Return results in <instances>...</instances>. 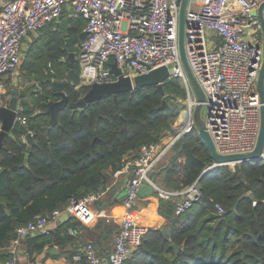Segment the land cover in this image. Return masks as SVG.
Segmentation results:
<instances>
[{"label":"trees","instance_id":"obj_1","mask_svg":"<svg viewBox=\"0 0 264 264\" xmlns=\"http://www.w3.org/2000/svg\"><path fill=\"white\" fill-rule=\"evenodd\" d=\"M84 24L81 18L64 20L61 16L43 27L20 64L21 75L40 84L41 90H35L29 102L21 98L26 127L34 138L27 163L21 139L6 137L5 148H0L1 262L11 260L9 247L17 228L38 215L49 218L71 199L105 191L126 157L144 144L157 142L182 108L184 87L172 79L163 83L164 95L150 85L119 93L116 100L107 95L81 111L67 106L46 134L47 103L60 99V92L68 102H77L89 90L80 81L77 59ZM71 52L75 55L73 78L58 83L55 80L69 74L63 58ZM164 100V108L159 109ZM170 153L153 171L154 180L172 190L197 182L201 198L181 214H175V199L159 200L158 212L165 223L149 228L124 264H264V162L208 169L213 160L196 128ZM215 204L222 205L221 215ZM163 228L170 229L168 236ZM49 236L30 238L29 251H40Z\"/></svg>","mask_w":264,"mask_h":264},{"label":"built area","instance_id":"obj_2","mask_svg":"<svg viewBox=\"0 0 264 264\" xmlns=\"http://www.w3.org/2000/svg\"><path fill=\"white\" fill-rule=\"evenodd\" d=\"M263 2L187 1L185 55L204 93L206 129L219 154L251 152L257 141L262 105L257 78L263 46L259 18L252 15V11ZM180 3L181 0H5L0 5V95L4 93L2 77L13 74L20 65L25 40L48 24L59 21L66 8L72 19L81 18L85 22V35L77 53L82 84L91 86L111 81L110 64L115 62L122 74L131 79L165 66L169 69L165 82L178 79L185 90L182 108L171 127L157 142L144 144L137 152L129 154L114 174V177L124 174L127 178L121 225L109 258L102 260L93 242L87 241L79 253L73 254L74 263L124 264L148 229L157 228L140 224L134 214L138 189L142 185L151 186L153 195L159 200L175 199V214L183 213L201 198L197 182L182 190H172L161 187L152 176L173 146L195 129L193 110L197 101L184 72L178 46ZM262 14L264 18V8ZM124 69L131 72L125 74ZM262 82L264 85V71ZM34 88L41 90L37 82ZM23 112L21 98H18L15 119L26 125ZM257 160L264 162V143ZM215 166L219 165L213 162L208 169ZM101 194L71 199L63 211L81 221L88 220L91 217L88 206ZM215 210L218 215L224 211L220 204H215ZM60 212L53 211L49 218ZM49 218L36 216L16 229L17 236L37 231L50 234ZM68 233L76 235L71 228ZM17 241L15 238L14 242ZM0 264H14V260L0 261Z\"/></svg>","mask_w":264,"mask_h":264},{"label":"crops","instance_id":"obj_3","mask_svg":"<svg viewBox=\"0 0 264 264\" xmlns=\"http://www.w3.org/2000/svg\"><path fill=\"white\" fill-rule=\"evenodd\" d=\"M3 1L5 0H0V5ZM62 18L64 20L72 19L69 8L64 10ZM37 34L38 32L32 34L25 40L27 42L30 39L28 45L37 37ZM24 55L25 52H23V57ZM16 75L17 73L2 77L4 93L0 95V108L8 105L11 98V91L13 90H17L19 94H24L23 97L28 102L30 101L26 97V94L32 89L35 90L34 82L27 80L19 74L16 78ZM7 89L10 90L9 93H7ZM8 132L13 133L16 138L21 139L25 143L24 139L12 131L11 128L8 129ZM167 155L160 163L163 162L164 164L167 161ZM154 170H156V167ZM126 178L127 175L124 174L114 177L113 183L102 192L97 200L88 206L91 214L88 220L84 218L81 221L72 215L66 214L63 209L59 214L49 218L47 227L50 231V234H48V236L50 235V240L40 251H29V239L44 233L36 235L35 232H32L34 234L31 235L30 232L26 236L23 234L17 236L16 234L15 238H18V241L14 242V238L9 247V253L12 256L11 260H14V264H37L38 262L42 264H81V262L74 263L72 256L75 253H79L87 241L93 242L96 253L102 260H107L113 248L115 234L121 225L122 201L125 195ZM158 209L159 199L152 194L145 198L138 197L134 206V214L136 215L137 221L142 225L147 227H161L165 223V218L159 214ZM70 228L76 232L75 236L68 233V229Z\"/></svg>","mask_w":264,"mask_h":264},{"label":"water","instance_id":"obj_4","mask_svg":"<svg viewBox=\"0 0 264 264\" xmlns=\"http://www.w3.org/2000/svg\"><path fill=\"white\" fill-rule=\"evenodd\" d=\"M188 0H181L180 9H179V31H178V46L181 63L190 84L193 95L197 101V104L193 110V121L197 133L199 134L202 142L210 152L211 159L214 163L218 165H226L232 163H239L244 161H253L257 160L263 143H264V85L262 82V75L264 71V18L262 10L264 8V2L260 4L257 10L252 11V15H257L260 22V27L262 31V46H263V60L259 70L257 78V87L260 94V101L262 105L260 106V127L257 136V141L254 149L248 153H238V154H219L214 146L212 138L209 132L206 129L205 120L202 117L203 102L205 100L204 93L202 92L196 78L194 77L185 55L184 48V25H185V12ZM85 33H81L83 37ZM69 66V74L67 78L63 80H55L58 83L66 84L70 82L74 75L73 62H74V53H69V55L63 59ZM171 71V69H170ZM110 72L113 76V79L108 82L103 83H93L87 93L81 97L77 102H68L67 96L64 92H60V99L56 101H50L47 103L45 114L49 116V124L44 126L46 134L50 126L56 124L57 114L59 111L63 110L65 107L78 108L80 111L89 103H92L96 106L97 101L107 95H111L115 100L117 99V94L123 92H132L136 87L150 86L155 85L164 95L162 90V85L168 77L169 69L165 66H161L154 70H151L146 74L134 75L131 79L130 76L122 74L121 69L116 65L115 62L110 64ZM48 81H53L52 78L48 77ZM35 90H30L26 97L30 99L32 93ZM24 94H19L17 90L11 91V98L7 106L0 108V122L2 124L0 128V148H5L3 145V140L7 137L13 140H16V136L13 133L8 132V129L11 128L12 131L16 132L20 137H22L26 143V152L24 155V163H27L28 155L34 145L33 134L28 130L26 125L21 124L17 119H15V107L18 98H22ZM165 106V100L162 102V105L159 109H163ZM3 169L0 168V175ZM205 172V171H204ZM153 194V188L149 185H142L138 189V196L140 198H145ZM30 232H25L23 235L26 236ZM162 233L165 235L170 234V229L163 228ZM34 233L31 232V235ZM36 235H40V232H35ZM175 251L178 250L176 245L172 246Z\"/></svg>","mask_w":264,"mask_h":264},{"label":"rangeland","instance_id":"obj_5","mask_svg":"<svg viewBox=\"0 0 264 264\" xmlns=\"http://www.w3.org/2000/svg\"><path fill=\"white\" fill-rule=\"evenodd\" d=\"M259 37L261 38V40H262V31H260V35H259ZM30 40V39H29ZM29 40L26 42L25 41V43H24V45H23V52H26L27 51V49H28V47H29ZM24 58V57H23ZM23 58H22V60H23ZM22 60L20 61V64L22 63ZM129 72H131V70H127V69H124V73L126 74V73H129ZM17 73V75H16V78L19 76V75H21V73H20V65L16 68V70H15V72L13 73V74H16ZM19 74V75H18ZM111 78H112V76H111ZM21 104L23 105V102H22V100H21ZM202 117L205 119V117H206V113H205V109L203 108L202 109ZM170 152H169V154L167 155L168 157L166 158V159H168L169 158V156H170Z\"/></svg>","mask_w":264,"mask_h":264}]
</instances>
